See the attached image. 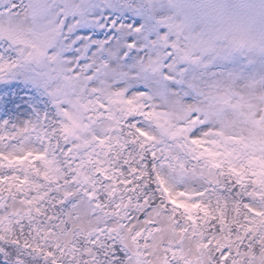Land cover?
I'll use <instances>...</instances> for the list:
<instances>
[{
    "label": "snow or ice",
    "instance_id": "snow-or-ice-1",
    "mask_svg": "<svg viewBox=\"0 0 264 264\" xmlns=\"http://www.w3.org/2000/svg\"><path fill=\"white\" fill-rule=\"evenodd\" d=\"M0 264H264V0H0Z\"/></svg>",
    "mask_w": 264,
    "mask_h": 264
}]
</instances>
